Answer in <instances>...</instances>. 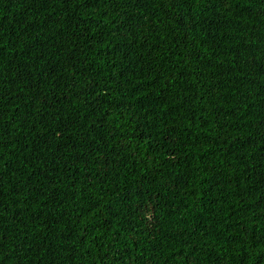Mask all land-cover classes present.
<instances>
[{
    "label": "trees",
    "instance_id": "16d2710c",
    "mask_svg": "<svg viewBox=\"0 0 264 264\" xmlns=\"http://www.w3.org/2000/svg\"><path fill=\"white\" fill-rule=\"evenodd\" d=\"M0 264H264V0H0Z\"/></svg>",
    "mask_w": 264,
    "mask_h": 264
}]
</instances>
